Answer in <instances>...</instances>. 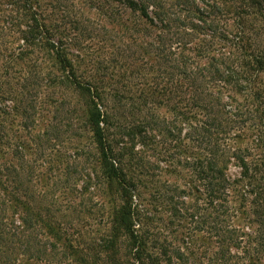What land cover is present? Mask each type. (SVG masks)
Listing matches in <instances>:
<instances>
[{"label":"rangeland","instance_id":"obj_1","mask_svg":"<svg viewBox=\"0 0 264 264\" xmlns=\"http://www.w3.org/2000/svg\"><path fill=\"white\" fill-rule=\"evenodd\" d=\"M164 1L166 5L179 2ZM205 1L212 4L216 0ZM129 2L33 0L31 9L28 5L29 18L36 15L39 23L46 24L52 40L62 42L60 46L70 64L62 67L51 48H32L28 55L34 72L28 82L35 87L32 95L23 94V100L0 99V133L4 136L0 140V178L7 189L3 212L7 224L12 223L8 229L17 225L22 229L36 220V227L26 235L42 250L38 264H115L110 255L120 257V264H130L135 249L130 247L126 234L121 233L115 248L104 245L113 234L115 211L125 201L122 186H126L131 193L134 229L136 206L150 218L154 227L151 232L157 240L173 252L170 261L159 253L161 263L223 264L216 258L230 252L232 256H262L264 264V179L260 178L264 167L249 181L241 175L237 160L228 157L229 187L216 207L208 204L206 180L198 164L213 154L203 137L207 116L185 99L188 93L184 91V78L171 75L167 65L171 60L167 53L172 50V58L184 51L193 56V47L198 44L216 54L221 43L223 52L228 53L234 44L213 36L215 27H210L209 21L215 12L203 4L208 10V24L193 30L191 24L196 19L185 9L180 11L181 20L189 22L180 28L190 34L180 35L181 43L174 40L162 50L158 45L169 38L168 30L152 25ZM3 3L0 31H5L9 44L14 45L20 31L28 29L29 19L20 23L17 11L25 10L16 6L11 10L10 3ZM255 8L251 10L256 12ZM228 12L219 23L234 32L236 19ZM37 29L41 30L40 25ZM3 37L0 48L7 46ZM20 66L21 74L29 67L24 63ZM68 74L75 78L72 83L66 79ZM56 78L64 82H53ZM252 78L256 80L250 88L261 93L259 101L264 102V71ZM79 82L92 85L103 97L100 107L107 113L103 128L113 149L114 164L124 174L123 185L102 166L100 150L87 122L91 96ZM170 91H177L178 96L169 99ZM217 95L222 100L218 108L221 111L225 101L231 103L235 114L247 108L236 91L222 90ZM258 103L255 100L248 108ZM259 108L255 113L262 118L264 105L260 103ZM258 117L224 131L222 125L231 121L222 117L219 129H211L215 132L214 143L221 151L246 153L251 165L264 163V145L257 141L262 133ZM221 151L216 154L219 159ZM14 196L20 198L17 211L10 201ZM258 202L261 215L256 211ZM234 235L237 242L225 244ZM176 252H181L182 258L178 259ZM234 262L235 258L228 264Z\"/></svg>","mask_w":264,"mask_h":264},{"label":"trees","instance_id":"obj_2","mask_svg":"<svg viewBox=\"0 0 264 264\" xmlns=\"http://www.w3.org/2000/svg\"><path fill=\"white\" fill-rule=\"evenodd\" d=\"M129 1L133 7L139 9L142 17L151 22L152 25L168 30L167 34H170L169 38L166 39V41L159 42L158 45L162 50H165L164 47L167 43L171 45V42L174 40H182L183 35L190 34L186 28H180V25L185 23L184 19L181 20L180 11L182 13V10L185 9L188 14H192L193 18L196 19V22H192L191 24L193 30L203 28V26L208 24V19L206 18L209 16L205 13L208 10L205 9L204 5L212 7V11L215 12V16L212 18L210 17L212 21H209V26L215 27L213 36L219 38L220 41H229L234 44L232 45L233 48L228 53L223 52L221 43H219V47H216V54L209 52L204 46H196L198 44L193 47V56H190L184 51L179 53L176 58H172V54H174L173 50L170 54L167 53V55H171V60L169 59L167 62V65L170 67L169 73L184 78L186 85L184 91L188 93L185 99L194 103L195 106L202 110L207 116L202 128L203 133H205L203 137L207 139L208 149L213 150V154L209 157L205 156L198 161V164L200 165V171L204 174L203 179L206 180L204 187L207 192V202L211 204L210 206L216 207L217 201L223 199L221 195H223L225 190L229 187V180L226 174V162L228 157H233L237 160L242 168L241 175L246 179L249 178V181L255 179L256 176L254 173H260L261 169L264 167V163L255 165L248 163L245 156L246 153L240 150L231 151L229 149L221 151L213 141L215 140V132L211 130L214 128L219 129V125L222 124V117L225 118V116V120L228 119L231 121V124L226 121L227 123L222 125V131L231 130L233 125L244 123L252 117H258L255 112L261 109L259 108L260 103L264 105V102L259 101L261 93L258 94L257 91L250 88V86H252V81L256 80V78H252V76L258 77L259 74L264 71V11L262 10L264 7V0H216L212 4L205 0H179V2L172 5H166L164 0ZM3 2L10 3L12 5L11 10H13V6L18 7L19 10H25V12L20 11V13L17 11L19 14V16L17 15V20H20V23H22L25 18L29 20L26 22L28 29L20 31L16 38L18 42H15L14 45L9 44V40L5 37V31H0V37L4 35L3 41L7 44V46L4 44L6 47L0 48V99L10 97L23 100L25 97L23 94L31 96V93L35 90V87L32 85L33 83H28L30 82L29 79L34 76V72H32V68L30 67V61L32 60L28 58L32 48L48 47L49 49H53V55L62 67L69 66L70 61L66 54L63 53L60 46L62 42L59 40L58 43H56L52 40L50 31L46 29V24L39 23L40 18H37L36 15L31 14L30 18L27 15V7L28 5L29 7L31 6L33 0H0V4ZM255 7H258V9ZM253 8L256 9V12L251 10ZM4 9L6 10L5 7ZM227 11L232 14L231 18L236 19V30L234 32L227 31L226 27L221 26L219 23ZM151 13H153V15ZM251 14H253V17ZM176 22H179L178 27ZM188 23L189 22H186L185 25ZM39 25L41 30L38 31L37 28H39ZM255 28L257 29L251 31V33L250 30ZM180 35L182 37H180ZM160 37L162 39L161 35ZM46 38L48 41L45 42L44 39ZM179 42L181 43L182 41ZM56 44H58V46ZM203 58H209V60L203 62ZM21 63H24L26 66L29 65L23 74H21ZM66 79L71 83L75 80L74 77L72 79L70 74L66 76ZM58 81L63 80H59V78L53 80V82ZM79 85L82 90L89 91L91 96L88 103L89 110L87 122L91 127L95 141L100 150L102 166L109 176L118 180L119 183L123 185L122 183L125 179L124 174L114 164L113 149L108 142L103 128V122H105L107 118V113L100 107V101H102L103 97L93 89L94 87L92 85H82L80 82ZM14 87H18V90L14 89ZM222 90L240 93V95L243 96V102L245 103L246 101L247 108L235 114L231 111V103L225 101L224 105H222L224 106L223 110L221 111L218 109L221 106L222 100H220L221 97L217 95V93H221ZM170 94L171 96L169 99L178 96L177 91H170ZM227 96L231 98V100H235L232 98L231 94H227ZM255 100L260 103L254 108H248V104H253ZM243 102L237 101L239 105ZM262 111L264 112V108H262ZM233 116H236V118H233ZM237 116H239V118ZM259 123H261L262 126V133L259 130L260 133L257 141L261 145H264V117L259 118L257 124L259 125ZM206 134L210 135L212 138H209L210 136H205ZM3 138L4 136L0 133V140L2 141ZM220 151L222 159H219L216 155ZM2 174L3 170H0V177ZM260 178L264 179V174L261 175ZM4 191H7V189L3 179L0 178V264H38L41 258L40 256H42L40 254L42 250L39 249L37 246L38 243L34 242L33 238L26 235L28 230L36 227V220L29 221L27 226L22 229H20L21 225L13 226L11 230L8 229L9 225L12 223L10 222L8 225L4 219L3 206H5V199H7L4 196ZM122 194L125 201L120 208L115 211V224L112 228L113 234L110 238L105 240V247L107 249L115 248L121 233H124L129 238L130 247L135 249L132 257L134 262L131 263L127 260L128 263L163 264L161 263V255L165 257L167 261H170L173 252H171L170 248H168L164 242H159L157 240L155 233L151 232V228L154 227L150 222V218L144 217V214H141L136 206L134 229L133 208L130 203L131 193L129 188L122 186ZM19 199L18 196H14L10 200L11 204H13L12 209L14 211H17V203H20ZM258 203L259 208H256V211L261 215L260 209L262 206L260 202ZM230 239L231 242L227 241L225 244L234 243L233 241L237 242L235 235L231 236ZM154 250H159V252H154ZM228 254L223 252L220 254L221 256L216 258V261L228 264L230 260L235 258L234 264H261L263 259L262 256L259 255L256 257H247L237 254L232 256L230 252ZM175 256L180 259L183 254H181V252H176ZM110 259L113 263L120 264V257L110 255ZM80 261L83 262L84 260L82 259Z\"/></svg>","mask_w":264,"mask_h":264}]
</instances>
